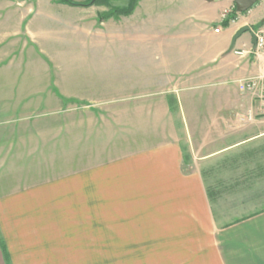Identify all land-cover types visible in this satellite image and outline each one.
Listing matches in <instances>:
<instances>
[{"label": "crops", "instance_id": "0c3cea01", "mask_svg": "<svg viewBox=\"0 0 264 264\" xmlns=\"http://www.w3.org/2000/svg\"><path fill=\"white\" fill-rule=\"evenodd\" d=\"M263 21L264 0L245 13L233 0H140L119 25L107 22L102 42L93 44L120 55L132 48L136 59L74 63L94 76L74 77L86 92L58 80L41 87L26 77L0 78L12 86L0 95L1 115L20 117L0 129V264H90L96 244L105 260L115 253L157 264H264L263 236L230 237L238 245L230 250H175L219 244L223 228L210 209L216 197L203 166L187 155L181 101L209 84L239 91V81L261 74L252 33L230 49L241 29L256 31ZM145 48L150 62L138 59ZM6 52L0 67L26 64ZM261 224L264 205L229 228Z\"/></svg>", "mask_w": 264, "mask_h": 264}, {"label": "rangeland", "instance_id": "374dc122", "mask_svg": "<svg viewBox=\"0 0 264 264\" xmlns=\"http://www.w3.org/2000/svg\"><path fill=\"white\" fill-rule=\"evenodd\" d=\"M74 1L81 3L87 0ZM129 3L130 0H114L110 6L85 8L70 7L52 0H0L3 17L0 19V51H7L4 56L17 62L26 61L25 65L20 62L17 68L7 65L0 67V78L26 77L33 84H42L41 87L49 80H58L63 88L71 90L75 87L86 92L73 84L74 77L86 79L94 76L84 74L90 72L87 68L75 69L74 63L136 59L132 48L120 55L114 49L110 53L101 45L93 46L102 42L101 31L108 25L107 22L115 20L119 25L121 19L131 17L135 11L119 20L112 18L101 22L99 16L115 8L127 7ZM151 50L145 48V51L138 53V59L144 57V61L150 62L153 55ZM44 61L48 66L43 64ZM74 71L77 73L73 74ZM10 92L12 86L0 82V95ZM189 96L191 98L181 101L186 139L192 153L187 155L197 161V168L203 166L209 190L216 197L210 209L223 228L216 231V235L222 237L218 240L221 241L219 244H176L175 250H230L232 246H238L231 243L230 237L248 234L264 237L262 224L260 228H229L235 221L256 213V209L264 205V101L253 93L238 91L233 84L201 86L191 90ZM169 99L174 101L173 97ZM70 103L73 102L64 100V108L71 107ZM1 104L0 101V110H5ZM1 114L0 129L6 123L16 122L11 120L20 118L16 114ZM232 144L241 145L226 153H218ZM255 228L258 231H254ZM155 246L144 245V248L151 251L155 250ZM95 255L90 264L160 262L119 260L115 259V253H112L113 259L105 260L100 244L95 245ZM128 255H131L130 251Z\"/></svg>", "mask_w": 264, "mask_h": 264}, {"label": "trees", "instance_id": "16d2710c", "mask_svg": "<svg viewBox=\"0 0 264 264\" xmlns=\"http://www.w3.org/2000/svg\"><path fill=\"white\" fill-rule=\"evenodd\" d=\"M58 4L70 6V7H91V6H110V3L114 0H87L84 2H76L74 0H52ZM140 0H130V3L127 7L124 8H115L111 11H108L104 14H101L99 20L101 22L107 21L109 19L119 20L123 16H130L135 11ZM230 19H226L223 22V26L226 28L229 26ZM171 106L173 105V99H169Z\"/></svg>", "mask_w": 264, "mask_h": 264}, {"label": "built area", "instance_id": "2783aa9c", "mask_svg": "<svg viewBox=\"0 0 264 264\" xmlns=\"http://www.w3.org/2000/svg\"><path fill=\"white\" fill-rule=\"evenodd\" d=\"M253 33L256 37L253 53L257 58L264 59V23ZM236 54L243 55V52H236ZM238 87L240 92L253 93L264 101V71L255 77L239 81Z\"/></svg>", "mask_w": 264, "mask_h": 264}, {"label": "water", "instance_id": "95a60500", "mask_svg": "<svg viewBox=\"0 0 264 264\" xmlns=\"http://www.w3.org/2000/svg\"><path fill=\"white\" fill-rule=\"evenodd\" d=\"M203 1H206V2H212L213 0H203ZM236 4V10L238 13H245V12H248L249 10H251L255 5H257V3L260 1V0H233ZM264 23V21L262 22ZM252 33L253 35V38H254V44L256 43V37H255V34L253 33L252 31V28L251 27H246L244 29H241L233 38V41H232V48L230 49V51L234 48V45L237 41V39L243 35L244 33Z\"/></svg>", "mask_w": 264, "mask_h": 264}]
</instances>
